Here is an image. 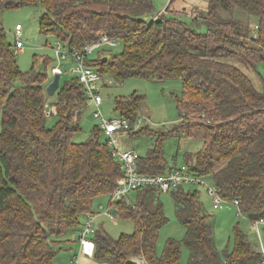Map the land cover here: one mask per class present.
<instances>
[{"label": "trees", "instance_id": "trees-1", "mask_svg": "<svg viewBox=\"0 0 264 264\" xmlns=\"http://www.w3.org/2000/svg\"><path fill=\"white\" fill-rule=\"evenodd\" d=\"M174 1L169 0L164 13H155L152 0H0V9H40V34L69 51L102 36L117 40L120 51L102 49L86 61L102 78L116 83L130 77L179 79V121L139 154V172L161 174L175 167L166 164L162 139L198 138L201 147L184 153L185 165L196 176L211 179L225 200H238L249 218H264V85L257 90L244 72L264 63V0H208L189 22L177 16L186 14L184 8L166 13ZM235 10L246 21L235 17ZM105 52L109 55L102 57ZM51 62L45 57L41 70L20 71L14 44L0 28V264H55L58 252L68 250L64 244L77 243L82 218L93 213L95 200L110 197L122 176L97 125L85 140H73L87 101L76 77L61 83L62 74L48 99ZM143 100L135 92L118 97L114 110L133 125L141 118ZM49 107L56 117L51 126L45 114ZM142 131L150 129L140 125L126 134ZM184 189L169 191L175 218L184 228L182 240L167 239L157 254L158 233L168 219L155 189L146 187L133 191V201L127 194L110 205L134 229L116 238L101 225L94 229L92 259L180 264L183 245L187 264H264L261 250L237 227L232 250L219 252L198 193Z\"/></svg>", "mask_w": 264, "mask_h": 264}, {"label": "rangeland", "instance_id": "rangeland-1", "mask_svg": "<svg viewBox=\"0 0 264 264\" xmlns=\"http://www.w3.org/2000/svg\"><path fill=\"white\" fill-rule=\"evenodd\" d=\"M155 8V13L161 12L168 5L169 0H152ZM208 0H175L173 5L166 13H177L175 10H182L186 14L177 13V16L182 20L189 22L194 14L200 15L207 6ZM41 12L40 9L33 7H23L20 9H0V28L6 34L7 41L14 44V26L20 24L21 35L20 39L24 42V47L21 50H14L16 63L22 72H26L32 66L35 70H41L42 59L47 57L52 62L47 67L49 78L52 77L51 67L57 66L62 75L60 81L63 83L65 80L74 78L71 73L73 68L72 60L67 56L64 59L57 60L54 50L51 49L50 44L56 42L54 38L40 34L38 28V16ZM224 15V14H223ZM234 16L246 21V15L238 10L234 11ZM47 43V46L45 44ZM63 52H67V48L60 44ZM121 44H117L113 48H104L110 52H118L121 50ZM103 49V50H104ZM89 55L87 58L91 60L95 57V53ZM109 52L102 53L101 56H108ZM36 59V62L33 61ZM250 78L253 86L257 90H261L264 85V63L256 65L255 70L244 71ZM106 87L101 91L102 104L100 112L106 119H111L118 114L114 110V100L118 97H127L135 92L138 95L144 96V100L140 104L139 114L142 118L141 126H148L149 132L142 131L139 135L129 136L128 134L119 135L117 138L118 149L120 150H136L139 154L143 155L146 151L154 145V141L160 132L170 130L174 124L178 123L179 115L176 107V98L181 96V82L179 79L171 77L162 81H153L141 77H130L125 79L122 83H116L109 77H104ZM53 97H48L52 99ZM93 108L87 102V108L80 114L79 123L81 130L73 135V140L83 141L87 138L90 130L96 125V121L92 118ZM56 117L50 115L47 117V124L53 125ZM101 140H105V135L100 136ZM201 140L198 138H186L183 136H169L161 141L162 152L168 167H181L184 166V153H195L201 147ZM202 184H194L184 186V190H194L198 193L199 200L202 203L204 212L209 215V221L213 225V236L215 240L216 249L219 252H230L234 243V228H238L245 233L254 249L264 252V226L254 229L250 225L248 216L243 213L239 216L236 207L233 203L224 202L220 208L213 209L211 205V198L208 196L207 187L213 188L211 179L204 177L201 179ZM130 200H134V192L128 194ZM158 200L162 204L164 215L167 217L168 222L163 225L158 233L156 242L157 254H160L167 239L172 238L175 240H182L184 237V228L177 221L174 215V207L171 199V194L160 193ZM109 202V196H102L97 198L94 203L93 213H100L95 218L93 230L99 227L102 228L113 238L118 237L121 233H132L133 224L127 218H122L117 215L113 208L109 213L114 217L112 221L106 214ZM102 207V209L100 208ZM82 218V222L84 221ZM91 234L88 236L90 238ZM73 238V236H72ZM76 240V239H74ZM65 251L58 252L55 257V264H75L73 257L74 251L76 258L79 255L78 241L70 242L63 245ZM70 249L73 251L70 252ZM76 249V250H75ZM188 250L185 246H181L180 264H187ZM95 261V260H93ZM97 264H106L95 261ZM78 264H89L85 255L80 256Z\"/></svg>", "mask_w": 264, "mask_h": 264}, {"label": "built area", "instance_id": "built-area-1", "mask_svg": "<svg viewBox=\"0 0 264 264\" xmlns=\"http://www.w3.org/2000/svg\"><path fill=\"white\" fill-rule=\"evenodd\" d=\"M21 29L22 27L20 24H15L13 33L14 50H21L24 47V42L20 39ZM117 44H119L117 40L107 36H102L98 41L87 43L79 50L74 49L69 51L67 49L68 51L66 53L63 52L62 48L60 47V43L57 41L54 43V45L50 44L51 49L54 50L57 60L64 59L67 56L72 60L73 68L71 73L82 85L86 101L89 102L93 108L92 118L96 121V125L101 130L102 134L105 135L106 142L111 150V154L119 164V169L121 170L122 176L117 178L115 182L116 187L110 194L109 205L104 212V214H106L112 221H115V219L109 213L111 209L110 205L114 201L133 191L146 187H152L155 189L156 196H158L160 193H167L170 190L180 186L184 187L203 183L201 180L203 177H198L193 174L186 165L174 167L166 173L161 174H148L139 172L137 167L139 153L135 150L118 149V136L126 134V132L131 129L136 131L142 123V118L137 119L136 123L133 125H130L129 121L126 119L118 116H115L111 119L104 118L100 112V106L102 104L101 91L104 85H106V82L95 69L86 65V61L88 60L87 57L89 55L94 54L95 51H100L104 48L111 49ZM51 73H58L59 75L62 74L57 66L52 67ZM50 113H55L54 107H49L45 111L47 116L50 115ZM206 192L211 198V205L213 209L220 208L221 204L224 202H230L236 207L238 215L243 216L238 200H225L218 194L215 186L213 188L207 187ZM100 208L102 209L101 206ZM99 214L100 213H90L85 216L82 227L78 233L79 253L81 255H85L88 258H92L94 252V242L91 238H88V236L93 233L94 220L99 216ZM248 220L254 229L264 226V218L251 219L248 217ZM262 253L264 256L263 251ZM75 264H78L77 259H75Z\"/></svg>", "mask_w": 264, "mask_h": 264}, {"label": "water", "instance_id": "water-1", "mask_svg": "<svg viewBox=\"0 0 264 264\" xmlns=\"http://www.w3.org/2000/svg\"><path fill=\"white\" fill-rule=\"evenodd\" d=\"M102 60L104 61L105 58H103ZM58 87H59V74L55 73L53 74L51 80L49 81V83L45 88L47 96L52 97L55 91L58 89Z\"/></svg>", "mask_w": 264, "mask_h": 264}, {"label": "crops", "instance_id": "crops-1", "mask_svg": "<svg viewBox=\"0 0 264 264\" xmlns=\"http://www.w3.org/2000/svg\"><path fill=\"white\" fill-rule=\"evenodd\" d=\"M131 150H134V149H131ZM135 151H136V150H135ZM261 227H263V226H261ZM75 250H76V249H75ZM80 256H82V255L79 253L78 257L75 258V259H77V260L79 261ZM87 259H88V263H89V264H97L95 261H93L92 258H88V257H87ZM98 262H99V261H98ZM101 263H105V262H101ZM106 264H107V263H106Z\"/></svg>", "mask_w": 264, "mask_h": 264}]
</instances>
